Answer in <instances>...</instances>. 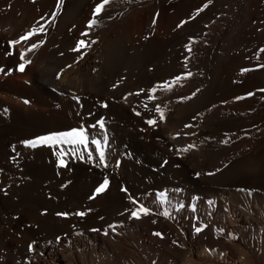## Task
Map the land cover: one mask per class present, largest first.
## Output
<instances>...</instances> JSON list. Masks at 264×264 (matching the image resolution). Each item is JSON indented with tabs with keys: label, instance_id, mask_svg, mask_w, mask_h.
I'll return each mask as SVG.
<instances>
[{
	"label": "bare ground",
	"instance_id": "bare-ground-1",
	"mask_svg": "<svg viewBox=\"0 0 264 264\" xmlns=\"http://www.w3.org/2000/svg\"><path fill=\"white\" fill-rule=\"evenodd\" d=\"M99 2L64 0L46 34L16 46L45 40L26 57L25 71L0 73V264H264V54L254 58L264 47V0H212L198 15L208 0H112L82 37ZM56 3L0 0V66L16 68L18 55L5 56L8 42L45 23ZM189 37L197 41L191 53ZM80 39L96 42L78 60L71 49ZM243 68L254 70L242 75ZM187 71L194 75L170 92L158 90L154 101L147 92L128 95ZM101 118L107 168L71 155L61 167L59 149L21 143ZM189 144L195 147L178 151ZM105 176L108 189L90 200ZM164 190L171 205L156 199ZM129 196L152 214L120 215L134 207ZM180 203L185 208L177 210ZM88 209L84 217L57 215ZM165 209L173 218L157 214ZM114 223L116 231L104 235ZM201 223L208 227L195 233Z\"/></svg>",
	"mask_w": 264,
	"mask_h": 264
},
{
	"label": "snow or ice",
	"instance_id": "snow-or-ice-1",
	"mask_svg": "<svg viewBox=\"0 0 264 264\" xmlns=\"http://www.w3.org/2000/svg\"><path fill=\"white\" fill-rule=\"evenodd\" d=\"M64 0H57L56 3V10H54L51 13L50 18L45 21V23H41L40 21H37L30 30H28L24 35L20 36L16 40H11L8 42L9 44V51L5 53V56H13V55H18L19 63L17 64L15 69L8 68L5 70L4 66H0V73L4 75H11L13 71H19L20 73H23L28 65L32 63L30 59H27L26 57L28 56L29 53H32L39 49L40 47L43 46L45 43L44 39H39L36 42L28 44V46L24 49H17L16 46L20 45L21 42L28 43L33 37L40 36L41 34H46L47 32V24H52L55 22L56 16L59 14V10L62 8ZM112 0H100L99 3H97L93 9L91 18L88 20L86 24V30L81 33L82 37H88L89 32L100 23V17L102 16L103 13L107 11V7ZM212 0H208L207 3H205L200 9L196 10V15H198L200 12L203 11L204 8L208 7V4L211 3ZM11 5H9L10 7ZM111 18V17H109ZM45 18L41 17L40 20L43 21ZM190 19H195V15L190 17ZM155 19L153 20V23H155ZM188 21H182L180 24L177 25V28L182 27L184 24H186ZM96 41L95 40H89V39H80L77 41L75 47L71 49V51L78 52L80 55L78 56L79 59H83V56L86 54L85 52H82V49H87L91 46V44H94ZM196 39L194 37H189V43L186 44L184 47L187 52L191 53L192 52V45L196 43ZM264 54V47L259 48L255 53H254V58L256 60L261 59V55ZM62 55V54H61ZM188 58L185 57V60ZM72 65H68L67 67H71ZM184 67L187 68V63L184 64ZM259 68H264V63L258 64ZM254 69L250 68H243L241 69V74L243 75L246 72L252 71ZM63 71V70H61ZM194 75L191 71H187L185 73H182L179 76L173 77L170 81H164L161 82L157 85H154L151 89L145 90V89H140L136 93H129L128 95H140L141 93L147 92V100L149 101H154L158 99V97L155 95L158 90L163 91V92H170L172 91L173 87L180 83L181 80L183 79H188L191 78ZM57 79H60V73L57 74ZM113 87H116L114 85ZM199 89L196 90L198 92ZM264 91V89L260 90ZM196 92L192 93V96L196 95ZM254 93H248V96H252ZM77 103L80 101L79 96H73L72 97ZM245 97H236V100L244 99ZM125 100L127 97L124 98ZM182 100L186 99H191V97H182ZM25 104H28V100H24ZM144 108L147 110L148 105L144 104ZM59 107V105H57ZM104 107H107V104H104ZM154 111L156 113H159V118L161 121L165 119V110L162 108L159 104H156L154 107ZM137 115H140L139 112L136 113ZM91 115V114H90ZM195 119V117H194ZM146 123L150 126L155 127L157 125V120L156 119H148ZM186 128L193 127V125L188 124L185 125ZM99 129L100 132H90L89 129ZM194 134V133H193ZM179 136V133L176 134ZM187 135V133L185 134ZM175 138V137H174ZM229 141L224 140L222 143L227 144ZM23 145L26 147H31V148H37L38 146H46L55 149H59L58 151H55V155L58 157V165L61 167H67V160L65 157L71 155L72 157L76 159H85V156L87 157L88 161L95 162L98 167L102 168H107L109 167L107 163V156L109 154L110 150V143H109V136L106 130V125L105 121L103 118L100 120L96 121V123L92 125H87L85 126L84 124H81L79 127H74L65 131H60V132H52L48 133L45 135L37 136L34 139L31 140H25L21 142ZM65 146H68L69 150H66ZM194 144H189L183 149H179L178 151L181 152H187L190 149L194 148ZM13 151H15V146H13ZM19 155V153H17ZM14 159V157H13ZM164 163H167L165 161ZM219 171V169H217ZM213 173H208V175H212ZM199 175V173H197ZM110 181L107 176L104 177L103 181L95 188L94 193L89 196V199H95L97 195H100L104 193L108 187H109ZM122 191L127 192L126 188H123ZM176 191H180L177 189ZM240 191H247L248 195L252 194V190H244L240 189ZM156 199L159 201V203L164 204L168 203L171 205V200L169 199V193L167 190L164 191H159L156 194ZM129 201L131 202L132 205H134L133 208H126L124 213H120V215H124L125 213L129 214V219H141L143 216H148L152 214V209L146 207L143 203H141L139 200L136 198L129 196L128 197ZM215 202L212 200L208 201V204L211 206ZM179 209L185 208V204L180 203L178 206H174ZM191 210L193 212H196V206L195 204L190 205ZM91 209H88L86 211H77L75 213H57L58 216H64L67 217L69 215H76L80 217L86 216L89 212H91ZM158 215H162L165 218L171 219L172 214L168 209H165L164 211L157 213ZM103 219V217H101ZM197 221L199 220V217H194ZM153 223H156L155 220H153ZM118 227L117 224H110L106 229H104V235H108V229H111L113 232L116 231V228ZM208 227L207 224L201 223L200 226H196L195 224L193 225L194 232L195 233H201ZM90 231L94 232H99L100 229H90ZM219 232L223 233L224 229H218ZM153 235L163 238V234L160 232H154ZM232 234L229 233V236ZM57 242L60 241V237H57ZM36 242L33 241L31 244H29V251H33V245ZM51 243V242H49ZM173 243H178L176 241H173Z\"/></svg>",
	"mask_w": 264,
	"mask_h": 264
},
{
	"label": "rangeland",
	"instance_id": "rangeland-1",
	"mask_svg": "<svg viewBox=\"0 0 264 264\" xmlns=\"http://www.w3.org/2000/svg\"><path fill=\"white\" fill-rule=\"evenodd\" d=\"M3 190H4V188H3ZM18 264H21V261L20 260H18Z\"/></svg>",
	"mask_w": 264,
	"mask_h": 264
}]
</instances>
